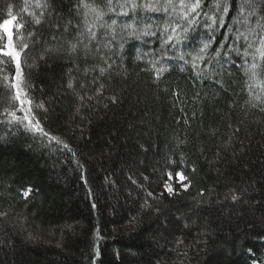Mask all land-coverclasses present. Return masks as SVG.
Here are the masks:
<instances>
[{"label": "trees", "instance_id": "16d2710c", "mask_svg": "<svg viewBox=\"0 0 264 264\" xmlns=\"http://www.w3.org/2000/svg\"><path fill=\"white\" fill-rule=\"evenodd\" d=\"M83 2L102 18L82 0H0V21L11 5L24 25L31 101L13 99L15 61L0 57V264H264V73L250 79L237 39L244 0L227 13L201 0L198 15L181 0ZM85 12L97 39L73 53Z\"/></svg>", "mask_w": 264, "mask_h": 264}, {"label": "snow or ice", "instance_id": "6c2138e0", "mask_svg": "<svg viewBox=\"0 0 264 264\" xmlns=\"http://www.w3.org/2000/svg\"><path fill=\"white\" fill-rule=\"evenodd\" d=\"M169 3H171V0H169ZM108 4L109 6L112 5V0H108ZM82 7H84L85 9H88L90 12H94L96 13V20H100L103 16V13L100 12L98 9L92 7L91 5H89L86 2H83L82 0ZM182 8H187L188 11H190L193 14H199L198 13V9H200L201 7V0H194L193 3H191L190 5L185 3V0H181V5ZM36 8H46L47 4L46 3H41V0H36V4H35ZM121 7H124L123 5H121ZM137 7V5L133 4V8ZM217 9H222V11L224 13H227L229 11V6L227 3V0H223L222 3H217L216 5ZM109 10H113L111 7L109 8ZM246 10V11H245ZM22 11L24 12H28V4L26 3L24 9H22ZM29 15L33 16V20L35 24H40L41 23V19L40 17L44 15V12L41 11L39 16H37L35 13H30L28 12ZM89 12H85V28L83 31L79 32V36H80V41L78 43H72L70 45V51L71 52H76L77 48H78V44L79 43H83L84 42V38L86 37L88 40V43H84V48L86 50V52L89 50V43H91L92 41H95L97 39V33L94 30L96 28V23L95 21H93L92 23H88L87 22V16H88ZM127 14V13H125ZM188 15V12H185V16ZM8 16L10 17V19H3L2 21H0V30H2L3 34H6L7 36V41L6 43L3 42L4 40V36L2 34H0V57H7L9 58L10 61H15V66H16V71H15V76L11 77L10 79L13 80L14 82H11L9 84V87H11L12 89H15V96L13 97L14 100L19 101L21 103V105H23L25 102L31 104V101L28 100L27 95L25 93V89L27 88V84L24 83L23 81V72H22V66H21V62H20V56H21V52L28 47L27 44L25 43H21V44H17L16 41H14V34L17 38V40H22V37L20 36V32L19 30L22 29L24 27V25L18 23V17L16 15L12 14V6L9 5L8 6ZM257 16V8L255 5V0H244L243 4L241 5V18H242V24L246 26V30L244 32H238L237 35V39H243L245 44L247 45V47L244 48L243 51V55L244 57H248V56H252L253 58V63L251 65H247V60H245V64L247 65L246 71L248 73H250V79L255 81L258 79L259 75L255 70L257 69V67L259 66L262 70V73H264V64H260L258 65L255 62V58L257 56V54L259 55L261 61H264V36H258L257 35V29H260L261 31H264V17H261V19L257 20V25L256 28H253L250 24V19L255 18ZM191 22V21H190ZM213 22H215V20H213ZM240 22V21H238ZM113 24H115V21H113ZM79 29V26H77ZM127 27L131 28L132 25H127ZM173 32L176 31V29H172ZM185 31H187L185 29ZM29 35L31 36L32 33H29ZM115 39V35L113 34L112 39L111 40H106L103 44L104 48H110L112 45V40ZM259 40V46H255V42L256 40ZM173 40L172 36H169L167 41H165V43H167L168 41ZM255 46V47H254ZM208 47V45H205L203 48L200 49V53H203L206 48ZM19 48V50H17ZM254 51H250V49H253ZM98 51H99V46H98ZM239 51V50H237ZM219 54V53H218ZM105 61V63H108V60L106 57H102ZM139 58V57H138ZM181 59H183V56L181 57ZM199 59H203L202 56L197 55V56H193L192 60H193V67H197L195 61L199 60ZM187 63V61H185ZM0 63H5L7 64L8 61H4V60H0ZM97 67H99V72L101 73V75H103V73L106 71V68L104 67H100L99 65H97ZM108 67H111V65L109 64ZM87 71V69L85 70ZM163 69H156V73H157V78H159V74L160 72H162ZM262 84H264V82H262ZM69 87H72V82L71 80L69 81L68 84ZM101 88H103V85H101ZM252 86L250 85V90H249V94L250 96L252 95V91H251ZM83 99V98H81ZM253 99L261 101L262 103H264V100H261L260 96H253ZM255 106V105H253ZM40 107H43L42 105ZM28 115H26L24 117V119H28V116L31 115V108L26 110ZM10 115H12L15 118V113H10ZM29 127L36 130V131H43V129L40 128L39 126V121L35 120V117H32L29 121ZM239 129H237L238 131ZM175 175L179 178V180L181 182L184 181L185 177L183 175V173L177 172L175 173ZM169 179H172V173H169ZM167 191L169 193H171L173 191L172 187H170L169 185H165ZM184 187L187 188L188 185L184 184ZM25 196L28 195V192L24 193ZM149 195H151V193H149ZM236 197L233 196V200H235Z\"/></svg>", "mask_w": 264, "mask_h": 264}, {"label": "rangeland", "instance_id": "374dc122", "mask_svg": "<svg viewBox=\"0 0 264 264\" xmlns=\"http://www.w3.org/2000/svg\"><path fill=\"white\" fill-rule=\"evenodd\" d=\"M23 105H24V107L27 108V106H26L27 105V102H25ZM26 108H25V110H27ZM176 179H177V183H179L181 185V187H184V185L182 184L183 182H181L177 176H176ZM166 184L169 185L170 187H172V189L174 190V186H173L172 180L168 181ZM165 190L167 191L166 187H165Z\"/></svg>", "mask_w": 264, "mask_h": 264}]
</instances>
